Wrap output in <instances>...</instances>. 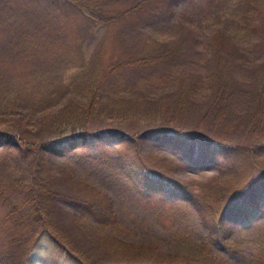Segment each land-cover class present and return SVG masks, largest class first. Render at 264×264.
I'll return each mask as SVG.
<instances>
[{
  "label": "rangeland",
  "instance_id": "obj_1",
  "mask_svg": "<svg viewBox=\"0 0 264 264\" xmlns=\"http://www.w3.org/2000/svg\"><path fill=\"white\" fill-rule=\"evenodd\" d=\"M50 1L19 4L25 20L13 27L36 37L20 41L14 30L0 32V87L20 81L12 91L23 98L22 105L0 109V134L17 132L0 143V261L76 264L42 233L38 218L27 217L35 207L25 200L43 191L54 230L65 231L96 260L100 239L116 235L156 246L173 264H264V0H88L112 15L105 23L87 8L59 9ZM168 50L174 58L162 59ZM33 69L48 74L26 94L31 83L19 75ZM224 76L235 92L220 103L213 86ZM75 116L86 125L111 124L118 141L59 155L40 145L43 158L26 151L42 140L53 146L89 138ZM53 122L61 125L51 130ZM166 130L186 136L189 149L179 152L145 135ZM132 136L136 141L127 148ZM196 138L220 149L213 152L207 143L209 157H200ZM126 149H136L143 161L135 179L158 174L164 191L179 182L192 198L209 199L198 200L196 209L190 199L156 195L151 184L148 191L131 181L118 161ZM233 191L239 207L255 203L257 214L247 227L223 223L217 229L221 196ZM82 194L100 195L106 215L89 216Z\"/></svg>",
  "mask_w": 264,
  "mask_h": 264
},
{
  "label": "trees",
  "instance_id": "obj_2",
  "mask_svg": "<svg viewBox=\"0 0 264 264\" xmlns=\"http://www.w3.org/2000/svg\"><path fill=\"white\" fill-rule=\"evenodd\" d=\"M12 0H0V32L3 31H10V30H14L15 33V37L17 40H23L24 37L25 38H31L32 36H37L35 34L31 35V36H25L24 34V30L23 29H16L13 27L14 24L20 22V20L24 19V11L22 9H20V2L22 0H13L15 2H17L18 6H13L11 3ZM178 0H171V2H177ZM52 5H56L59 9L63 6V4H65L66 6H76L77 9H79L80 11H84L83 8H87L89 11H91L92 13H96L98 15V17H100L102 19L101 22H111L112 21V15H110V13H108V11H106V13H102L98 10H96L94 8V6L91 3L88 2V0H51L50 1ZM54 3V4H53ZM54 5V6H55ZM82 11V12H83ZM14 23V24H13ZM24 31V32H23ZM29 40V39H28ZM11 47H17L16 45H13V43H11L10 45ZM31 52V51H30ZM37 48H34L31 56H38L37 55ZM166 52H168L166 54ZM166 52H160L162 54H166L165 56L162 57V59H170V58H174L171 57L173 56L172 52L166 51ZM29 55V52L27 53ZM30 56V57H31ZM1 60H0V65H1ZM33 70H37V69H33ZM43 73H45L43 75ZM27 74V73H26ZM48 71H44V72H40V71H35L31 74L28 75H24L23 77L21 75H19L21 78V80L24 78L26 79L29 83H31V85L29 86V89L24 92L26 94H29L28 91L32 92V87L36 86L39 84V82L42 81L44 76H47ZM35 78V80H34ZM41 80V81H40ZM19 81V80H18ZM7 85H4L2 87L5 88V91L7 92L6 94L3 95V102L0 103V109H8L9 106L13 105H22V100L23 98L20 96V93L12 91V90H17L19 91V85H22V83L19 82H13L9 81V79L6 81ZM10 82V83H9ZM0 87V88H2ZM31 87V88H30ZM13 88V89H12ZM213 89L215 90V92H221L218 94V96H214V98L222 103V102H226L228 100V96L232 95L233 92H235L232 89L231 86V82L228 81L227 76H224V78L222 79H218L215 82V85L213 86ZM213 90V91H214ZM259 90L261 91V95L264 96V83L260 86ZM4 91V92H5ZM4 92H1V94H3ZM13 94H17V95H13ZM13 96V97H12ZM70 113L72 114L71 110ZM69 114V113H67ZM71 114H69V119L71 117L72 120V116ZM78 114H82V111H78ZM74 116V115H73ZM79 120H81V122H79L80 124H82V127L85 128V131L87 132V135H89V138L84 137L83 135H79V137H73L68 139L66 142H51V143H57L55 145H48L46 146L47 141L42 140V144H38L35 147V144H30L26 147V151L27 150H36L38 151V154L42 157V154L40 153L39 146L41 145V148H47L48 150L51 151V153H55L57 155L59 154H67L70 150H75L77 149L80 145L83 144V146L89 144L90 142H94L95 144H100L101 142L106 144L109 140H115L118 141V139H116L114 137V131H116L115 129L112 128H108L111 126V124L109 125H104L103 123H100L99 125H95V123H89L88 125H86V121L82 118V117H76ZM61 124L59 122H53L51 125H49L51 127V130H56L57 128H59ZM89 129V130H88ZM8 131V130H7ZM102 132H104L103 134H101ZM10 133H13V136L11 134L5 133L0 134V143H7V140L10 138L15 137L16 133L15 131H12ZM145 135L154 140V142H156L158 145H164L167 144L168 146L172 147L174 150L177 149L179 152L182 150H186L189 149L190 145L189 142H187L188 138L185 136H180L178 134V132H169V131H163L162 133H157V132H153V133H146ZM139 136L136 137V139L138 140ZM207 138V137H206ZM206 138L199 139L196 138L197 142L199 143V146L201 147V150L199 151V155L200 157H204L207 158L209 157V155H207V146H203L206 145L207 143L210 144L213 148V152H216L218 149H220L219 147L221 146L218 143L212 142V140H207ZM140 139V138H139ZM22 140V139H21ZM135 138L134 136L130 137V139L128 141H126L127 143V148H130L133 144V142H135ZM20 144V143H19ZM25 149V148H24ZM127 150V149H126ZM128 150L125 152L126 154L124 156H122V158H120L118 161L120 163V168L124 171H126V175L127 177L131 180V181H138L141 182V184L144 185V183L147 185V189L148 191H150L152 188L154 193L160 194V195H168L170 194L173 200H177V199H190L194 202L195 207L197 209L196 203L198 200H205L200 197H198L197 199H194L191 197V195L188 193L189 189H187L185 187L184 184H180L179 182H177L178 185H175L173 189H166V191L163 190L162 184H161V180L159 175L156 174L153 178H147L145 179L146 182L140 181V178L137 180L135 179L137 177V173L135 168L136 167H141V163H143L142 159H138L139 156H137V152L136 149H132V151L130 153H127ZM211 159V158H208ZM212 160V159H211ZM40 166V165H39ZM38 166V169H39ZM37 169V171H38ZM248 182H246L245 184L247 185ZM151 186V189L149 188V185ZM42 183H39L38 189H41ZM264 185V183H263ZM257 186L252 185V189H251V193L253 195L255 194V190ZM83 188H81L82 190ZM250 193V194H251ZM237 192H232L230 194L227 195V197L225 196H221L223 197V203H221L220 206V213L217 216L218 219V223L216 224V228L220 229L221 225L223 223L231 224V223H235L240 225L241 227H247L251 224L252 220H253V215L257 214L256 212H254L256 210V205L255 203L251 204L250 207L252 208H248L247 210H245L243 207H239L234 201H236V196ZM37 197H35V199L33 197H30L27 201V203L31 202L33 203L34 207H35V211L31 212L30 214H27V217H36L38 218L39 221H37L40 228H42V233L45 232L47 233L46 235L48 236V238H50L51 240H53L52 242L56 245V247L61 248V250H64V253L67 254V258H69L73 263L76 264H173L172 261H168L166 259H163V254L158 252L157 250L153 249L156 248L155 247H141L140 244H132L130 242H125L122 241L120 239V237L118 238L116 235L112 236V237H105L104 239H100V248H101V256L96 260V258H93V254L90 251H85L86 249H83L82 247H79L77 245V242L74 241V238H72L69 234H67L65 231L62 232H58L59 230L55 231L54 227H53V223H52V217L49 214V207L47 206V203L50 198V196L48 195V192L43 193V191H39V193L36 195ZM101 197L100 195L96 194L95 197L90 198V196H86V194H82L81 195V201L82 203H84L86 210L88 211L89 216L94 214V215H98L99 217H104L106 214V210L103 209V201H100L101 199L99 198ZM38 200V201H34V200ZM81 203V204H82ZM113 205V203H112ZM201 206V204H200ZM113 207V206H112ZM112 207H110L109 212L112 210ZM202 213L204 214V209L202 208ZM199 211V210H198ZM201 213V214H202ZM217 237H219L218 235H215V240H217ZM221 240L224 239L223 235L220 236ZM0 264H7L4 261H0ZM185 264V263H183ZM186 264H197V263H190L187 262Z\"/></svg>",
  "mask_w": 264,
  "mask_h": 264
},
{
  "label": "bare ground",
  "instance_id": "obj_3",
  "mask_svg": "<svg viewBox=\"0 0 264 264\" xmlns=\"http://www.w3.org/2000/svg\"><path fill=\"white\" fill-rule=\"evenodd\" d=\"M210 166V165H209ZM196 167H197V164H196ZM169 198H171V197H169ZM173 198H175V197H173ZM168 199V198H167ZM175 200V199H174ZM117 229H118V227H117ZM2 257V256H1Z\"/></svg>",
  "mask_w": 264,
  "mask_h": 264
}]
</instances>
